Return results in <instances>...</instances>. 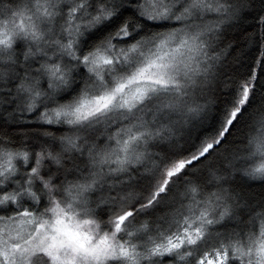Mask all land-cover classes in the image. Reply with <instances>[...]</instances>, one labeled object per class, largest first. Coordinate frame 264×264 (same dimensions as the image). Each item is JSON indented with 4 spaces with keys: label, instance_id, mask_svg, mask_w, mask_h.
Instances as JSON below:
<instances>
[{
    "label": "snow or ice",
    "instance_id": "6c2138e0",
    "mask_svg": "<svg viewBox=\"0 0 264 264\" xmlns=\"http://www.w3.org/2000/svg\"><path fill=\"white\" fill-rule=\"evenodd\" d=\"M0 264H264V0H0Z\"/></svg>",
    "mask_w": 264,
    "mask_h": 264
}]
</instances>
